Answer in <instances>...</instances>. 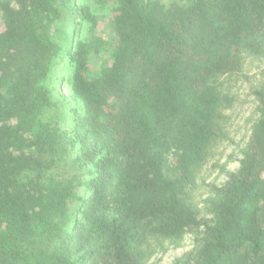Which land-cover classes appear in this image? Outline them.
Masks as SVG:
<instances>
[{"label": "trees", "instance_id": "1", "mask_svg": "<svg viewBox=\"0 0 264 264\" xmlns=\"http://www.w3.org/2000/svg\"><path fill=\"white\" fill-rule=\"evenodd\" d=\"M92 1L106 13L0 0V264H145L150 238L190 230L172 264H264V73L237 170L208 220L193 203L229 138L220 77L264 57V0ZM65 59L71 128L52 81Z\"/></svg>", "mask_w": 264, "mask_h": 264}, {"label": "rangeland", "instance_id": "2", "mask_svg": "<svg viewBox=\"0 0 264 264\" xmlns=\"http://www.w3.org/2000/svg\"><path fill=\"white\" fill-rule=\"evenodd\" d=\"M77 1L80 3L88 1L96 13H106L105 5L94 4L92 0ZM160 1L168 4L175 0ZM65 61L66 59L59 63L52 81L55 86V93L61 101L59 102V109L63 114V121L71 128L70 125H72V120L76 115L71 109L78 108V115L82 113V108L69 97L66 84L61 83L62 75L67 73L65 66L61 69ZM263 73L264 57L244 52L241 71L220 77L219 89L224 95L232 99V104L223 110V114L226 116L225 125L229 138L211 150L205 164L196 175L193 203L201 219L208 220L210 218L205 206L207 197L213 194L215 187L222 186L228 179L229 173L236 171L239 166L242 152L250 138L252 125L258 118V102L253 90L261 83ZM199 236V230H190L179 241L150 238L145 245L150 249V255L145 264H172L177 258L192 252L196 248Z\"/></svg>", "mask_w": 264, "mask_h": 264}]
</instances>
